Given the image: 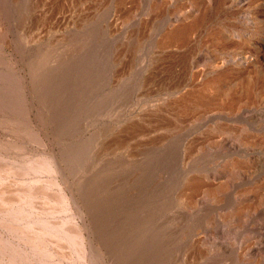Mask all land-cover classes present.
<instances>
[{
  "label": "rangeland",
  "instance_id": "374dc122",
  "mask_svg": "<svg viewBox=\"0 0 264 264\" xmlns=\"http://www.w3.org/2000/svg\"><path fill=\"white\" fill-rule=\"evenodd\" d=\"M260 14L264 0H0V189L56 180L70 213H46L55 185L33 211L86 237L83 257L61 239L63 263L264 264Z\"/></svg>",
  "mask_w": 264,
  "mask_h": 264
},
{
  "label": "bare ground",
  "instance_id": "6f19581e",
  "mask_svg": "<svg viewBox=\"0 0 264 264\" xmlns=\"http://www.w3.org/2000/svg\"><path fill=\"white\" fill-rule=\"evenodd\" d=\"M190 17H192V14L190 15ZM182 20H185V18H183ZM176 21H177V19H176ZM198 23H199V18L198 19L194 18V19H192L191 22L181 23L179 26L177 25L178 27L173 28V30L168 32V34L165 36L164 40L162 39V41H163L162 44H166V43L167 44L168 43L169 44H172V43L176 44L175 42H179V41H183L184 39H187L188 36L195 31V28H196ZM255 26H256V29H254V31L257 32V34H258L257 38L259 40L263 41V39H264V14H260V18L256 22ZM243 27H245L247 30L246 26H243ZM249 37L251 38V37H253V35L250 34ZM248 43L253 45L255 48L257 47L255 42L252 40V38L250 41H248ZM242 53H243V51H242ZM242 53H239V55L241 54L240 57L244 58L246 68L244 66H242L241 68L242 69L244 68L245 72H249V70H251L252 67L255 66V62L249 60L250 57H246L247 54L244 57L243 56L244 53L243 54ZM236 54L238 55V53H236ZM248 63H251L252 66H250ZM236 66H240V65L237 63ZM136 130H138V129H136ZM35 168H36V170H39V171L40 170H43V171L47 170V172H49V173H54L51 171L54 169V166L50 162H48L42 158L38 161L36 160V167ZM3 170H4L3 168L0 169V176H3L4 174H2V173H6V171H8V170L10 172L9 167L5 171H3ZM15 173H14V175H15ZM18 173H19V171H18ZM11 174H12V171H11ZM62 175H63V173H62ZM5 176H7V173ZM51 176H53V175H51ZM43 179H42V181H44ZM14 180L16 181V179H14ZM14 180H13V182H14ZM37 180L38 179H35L34 181L37 182ZM46 180H47V182H45L46 184L43 185L42 188L39 186H37L39 188H35V187H32L34 184L33 185L29 184V185H31V187L29 186L30 187L29 190H27L29 188V187H27V188H25L24 191H23V189L16 190L17 193L14 190H11L10 188H8L6 186H5V188L0 189V225L2 227L12 231L11 234H18L17 238H19V239L21 238L31 248V250L29 249L30 253L27 254L26 251L21 250L20 248H17L13 242L9 241V239H6L3 236H0V254L6 255L5 258L8 260V263L6 261V264H37V262H38V264H40V263H42V264H66V263H63L65 261L57 258L58 252L61 255L60 257H62L63 259L67 258L68 256L69 257L71 256L72 252L70 254H68L64 251V249L59 250V248L62 247L61 246L62 245L61 239H63L64 237L68 239L70 244H73L72 246L75 245L77 247V252L79 253V255H81V257L84 256V252L86 250L85 249L86 248V240H85L86 237L84 238L81 230L77 227V225L76 226L74 225V222H72L73 219H70L71 222H68L71 224V225H69V227H64L66 223H61L64 220H62L59 223L58 222H52V221L49 222V220L47 221L44 217L35 215V213L33 211L36 208V206H33V204H35L34 203L35 199L39 195H46L47 197H49L48 196L49 195L48 190L53 185L58 186L59 191L56 195H54V196L51 195L53 197L50 198L51 200L49 201V203H47L48 199H46V203H47L46 205L49 204V206H48L49 208L47 207L48 210H46V213L56 214V213H62L63 211H66V212L69 211V213H70L71 203L68 201V198H67L66 194L64 193V191L62 190V188H60V186L55 183L56 180H54L52 178L46 179ZM39 181H41V180H39ZM39 184H40V182H39ZM25 185H26V183H25ZM38 189H40V190H38ZM216 190H217V188H215L214 190H211V192L216 191ZM45 206L43 204V208ZM43 212H45V211H43ZM38 213L39 212H37V214ZM35 216H37V217H35ZM63 218H66V217H63ZM32 219H34V220L31 221ZM60 224H64V225L62 227H60L59 226ZM131 225H132V223H131ZM143 231H145V230H143ZM138 240L135 237L131 238L130 241L128 240L129 243L132 245V251H133L135 258L137 256V253L140 254V252H143L142 245H141L140 241H138ZM152 240H154V238ZM155 240H157V239H155ZM51 244L54 247L53 251L51 250ZM64 244H67V243H64ZM91 245H93V244H91ZM90 248H94V247H90ZM155 253H156L155 255L153 254L154 257L152 255L149 256V260L155 261L154 264H163V260H164L163 257L165 255L162 252H160V250H158ZM35 258H37V261L34 260ZM126 259L131 260L129 257H127ZM81 260H83V259H81ZM131 261L133 262V260H131ZM148 262L149 261H146V263H148ZM166 262H167V260H166Z\"/></svg>",
  "mask_w": 264,
  "mask_h": 264
}]
</instances>
